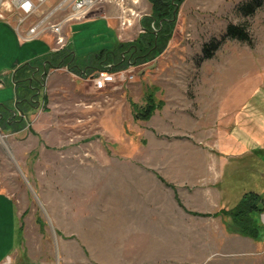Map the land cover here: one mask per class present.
<instances>
[{
    "label": "rangeland",
    "instance_id": "374dc122",
    "mask_svg": "<svg viewBox=\"0 0 264 264\" xmlns=\"http://www.w3.org/2000/svg\"><path fill=\"white\" fill-rule=\"evenodd\" d=\"M32 1L33 11L25 13L14 0H0V18L24 37L40 24L39 37L54 48L48 28L71 9L66 0ZM246 1L185 0L164 52L132 64V82H111L101 91L89 80L98 74L87 71L89 59L135 41L141 18L151 14L148 0H100L84 19L65 25L67 47L53 54L72 55L75 67L52 69L61 77L54 91L43 61H25L34 73L24 71L17 82L1 75L8 59L29 60L39 43L19 46L0 23V45H9L7 53L0 50V110L17 111V122L27 124L15 128L12 117L0 119V192L14 199L20 226L14 257L5 264H264V235L242 236L231 217L219 215L238 204L249 184L263 194L264 177L235 169L242 161H234L223 180L228 190L203 184L215 179L208 172L212 152L193 140L186 117L182 131L173 120L178 109L199 107L218 121L220 89L213 73L208 86L202 83L204 62L216 71L236 56L264 59V2L244 17L239 7ZM122 15L132 16L130 29L120 28ZM240 23L250 25L253 47L226 37L228 25ZM213 40L221 45L210 62L203 46ZM150 97L159 108L140 119ZM17 99L36 107L16 108ZM259 221L264 229V214Z\"/></svg>",
    "mask_w": 264,
    "mask_h": 264
},
{
    "label": "crops",
    "instance_id": "0c3cea01",
    "mask_svg": "<svg viewBox=\"0 0 264 264\" xmlns=\"http://www.w3.org/2000/svg\"><path fill=\"white\" fill-rule=\"evenodd\" d=\"M1 22L5 26H9L11 32L9 34L19 46L25 48L26 44L34 45L39 43L36 48H32V55L29 56V60L15 59L14 61L11 60L10 63L8 59L7 64L4 66L3 74H1L3 77L13 78L14 82H17L18 78L23 80L24 77L21 76V73L24 71H29L32 73L30 76H32L34 69L22 66L25 61H30L31 63L35 61L38 64L43 61L47 68L50 66L48 71L51 72L54 66L58 64V61L61 60L62 54H53L54 43L52 44V40L46 38L45 41L43 38L42 40L41 38L25 40L14 24L0 18ZM0 46L3 54L8 52L9 45L7 42L3 41ZM68 50L70 51V45ZM69 53L71 54V51ZM23 56L26 57L27 53ZM227 64L228 62H226ZM232 65L219 67L216 71L211 69V63L204 62L202 67L201 80L204 86L209 85L207 80L210 79L209 77L212 73L213 78L218 82L220 89L218 92L220 102L217 114L219 115L218 121L213 122L207 109L201 110L199 107H193L191 111L188 110L189 113L187 110L186 113H183V109H178L177 115L175 114L176 117H173L180 131L184 128L183 120L186 117V128L191 133L193 140L207 144L212 152L213 157L211 159L214 166L209 168L208 172L210 175H215V179H204L203 184L210 182L213 185L222 184L221 188H226V190L228 188L223 185V180L226 176L227 168L233 166L234 161H242L241 164L234 163L233 167L235 169L249 167L259 177H264V59L236 56ZM23 67H25L24 70L19 72V69ZM53 72L50 73L49 84L51 90L54 91L56 81L61 77L58 72ZM0 87H2L1 81ZM19 103L24 104L28 109L29 107L30 109H35L36 107L34 103L31 105L28 102L26 103V100L17 99L16 108L19 107ZM30 109L29 111H31ZM5 117L7 118V115ZM199 128L203 129L200 130ZM196 172L194 175H196ZM202 175L206 176L207 174L204 173ZM256 187V183L249 184L242 191L243 195L246 191ZM262 192L264 194V188ZM19 230L16 203L11 196L0 192V264H5L14 257L19 240Z\"/></svg>",
    "mask_w": 264,
    "mask_h": 264
},
{
    "label": "trees",
    "instance_id": "16d2710c",
    "mask_svg": "<svg viewBox=\"0 0 264 264\" xmlns=\"http://www.w3.org/2000/svg\"><path fill=\"white\" fill-rule=\"evenodd\" d=\"M184 1L185 0H148L151 4V14L150 16H146L142 19V29H144V32L131 43H119L111 51L102 50L100 53L89 59L88 65L95 66L92 70H103L106 65L113 63L114 60L110 57L111 55H115L116 52L120 53L121 50L131 48L136 49L134 54H146L142 61H139L135 65L155 60L164 52L174 35L180 7ZM263 2L264 0H247L245 3L240 5L239 12L242 13L244 17H253L257 10L263 7ZM174 15H176V18H174ZM249 28L250 25L247 23L229 24L226 31V37L231 40L246 43L250 47H253L254 40L249 33ZM220 45L221 43L215 40L205 44L203 46L204 60L212 59L215 52L219 50ZM54 54L57 55L58 53ZM61 54H63L61 55V60L58 61L56 66L60 65L61 68L67 66L69 69H72L74 66H72L71 63L73 56H64V52ZM51 65L54 66L53 64ZM131 65L132 64H125L114 68L112 71L125 69ZM56 66H54V68ZM24 68L25 67L19 69V72H22ZM158 108L159 107L155 103L153 97H150L148 104L143 108L139 118L149 120ZM6 119V117L3 118L5 121ZM24 121L14 123L12 121V123L14 125L16 124L15 128H20L21 125L27 126V124L24 125ZM18 124H20V126ZM7 125H10V123H7ZM220 214L231 217L237 232H239L242 236H246L254 240H260L263 238L264 229L260 224L259 218L262 214H264V194L250 189L244 193L239 203L233 209H222L219 215Z\"/></svg>",
    "mask_w": 264,
    "mask_h": 264
},
{
    "label": "built area",
    "instance_id": "2783aa9c",
    "mask_svg": "<svg viewBox=\"0 0 264 264\" xmlns=\"http://www.w3.org/2000/svg\"><path fill=\"white\" fill-rule=\"evenodd\" d=\"M21 1V0H20ZM32 3L33 1L30 0ZM39 1H45V0H39ZM100 2V0H66L65 4L68 3V7L71 9V13L68 18H66L63 21H59L53 25H51L48 29L50 32H52L53 36H55V47L54 50L56 52H60L64 50L67 47L68 39L66 38L64 34V28L65 25H67L69 22L76 20L81 21L86 17V15L91 11V9L97 5V3ZM136 3L138 1H135ZM14 3L16 4V7L18 9H21L25 13L31 12L34 9V3L33 5H30L27 7L26 4H20L18 0H14ZM29 3V2H28ZM62 6V4H61ZM60 6V7H61ZM64 6V5H63ZM63 9V8H61ZM134 14V13H133ZM3 19V18H1ZM119 25L121 29H130L133 25L132 23V16L122 15L119 17ZM141 26V25H140ZM17 28V27H16ZM42 26L40 24L33 27L28 33L27 36L23 37L25 40H35L39 39L42 34H44V29H42ZM142 28V27H141ZM154 29V26H153ZM18 30V28H17ZM19 32V30H18ZM144 31L142 30V33ZM20 33V32H19ZM129 68L121 69L118 71H112V70H101L98 71V74L94 75L93 77L89 78V80L93 83V88L95 90H104L107 88L109 83L111 82H120V83H128L132 82L134 80V75L129 74ZM87 76V75H86Z\"/></svg>",
    "mask_w": 264,
    "mask_h": 264
},
{
    "label": "flooded vegetation",
    "instance_id": "af4514ba",
    "mask_svg": "<svg viewBox=\"0 0 264 264\" xmlns=\"http://www.w3.org/2000/svg\"><path fill=\"white\" fill-rule=\"evenodd\" d=\"M135 52H136L135 48L121 50L120 53L116 52L115 55L110 56L112 58V60H114L113 63L106 65L103 70H108V69L113 70L114 68H117L119 66H123L125 64L135 65L139 61H142V59L146 56V54H142V53L134 54ZM89 68L87 69V71L90 72L93 68H95V66H89ZM96 71H101V70H96ZM29 80H30V78H28V82H29ZM33 92L34 93L32 95H36V96L40 93V91H33ZM0 113H1V115H3V117H5L6 115L9 117H12L13 123L18 121V118H17L18 116H16L14 113L10 112L9 110L8 111L7 110H3V111L0 110ZM0 123H1V121H0Z\"/></svg>",
    "mask_w": 264,
    "mask_h": 264
},
{
    "label": "water",
    "instance_id": "95a60500",
    "mask_svg": "<svg viewBox=\"0 0 264 264\" xmlns=\"http://www.w3.org/2000/svg\"><path fill=\"white\" fill-rule=\"evenodd\" d=\"M150 16V15H149ZM174 18H176V15H174ZM140 25H141V27H142V18H141V20H140ZM143 31H144V29H142ZM51 65V64H50ZM61 68V66L59 65V66H56L55 67V69L56 70H58V69H60ZM47 67H46V72L44 73V75L45 74H47ZM29 82L31 83V79L29 80ZM27 101V100H26ZM30 102V101H29ZM10 112H12V113H14L15 115L17 114V111H15V110H9ZM3 118V115H1L0 114V119H2ZM24 118V117H23ZM23 120V119H22ZM1 124V123H0Z\"/></svg>",
    "mask_w": 264,
    "mask_h": 264
},
{
    "label": "bare ground",
    "instance_id": "6f19581e",
    "mask_svg": "<svg viewBox=\"0 0 264 264\" xmlns=\"http://www.w3.org/2000/svg\"><path fill=\"white\" fill-rule=\"evenodd\" d=\"M18 2L20 3V4H26L27 3V7H29L30 5H33L29 0H18ZM29 2V3H28Z\"/></svg>",
    "mask_w": 264,
    "mask_h": 264
}]
</instances>
